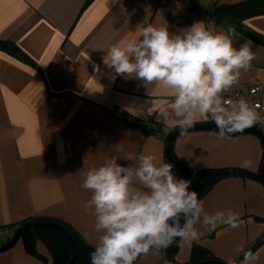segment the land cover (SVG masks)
<instances>
[{"label": "crops", "instance_id": "0c3cea01", "mask_svg": "<svg viewBox=\"0 0 264 264\" xmlns=\"http://www.w3.org/2000/svg\"><path fill=\"white\" fill-rule=\"evenodd\" d=\"M246 1L0 0V247L19 225L34 219L63 223L94 246L99 234L94 217L83 208L91 195L81 188L84 174L112 156L126 164L139 154L168 162L171 133L143 127L147 122L160 131L152 116L137 115L146 101L158 105L164 97L153 91L154 85L113 79L103 64L104 52L131 38L142 23L178 33L204 21L210 31L225 30L214 22L213 8ZM241 24L260 41L236 30L234 45L250 40L255 53L251 67L233 87L246 90L264 82V15ZM202 124L203 119L196 125ZM263 148L255 133L218 140L214 130L188 131L172 143V153L191 172L241 169L259 177ZM245 160L250 167L241 166ZM173 172L184 178L174 166ZM254 174L225 178L208 189L206 211L231 208L240 214L239 226L205 231L191 246L177 243L176 263L200 262L193 255L195 246L198 255L207 251L225 263L236 246L243 245L257 254L254 264H264V186ZM35 250L30 254L18 240L0 252V264H53L41 241ZM135 264L170 263L160 250Z\"/></svg>", "mask_w": 264, "mask_h": 264}, {"label": "clouds", "instance_id": "9594fccd", "mask_svg": "<svg viewBox=\"0 0 264 264\" xmlns=\"http://www.w3.org/2000/svg\"><path fill=\"white\" fill-rule=\"evenodd\" d=\"M237 35L231 24L213 32L198 21L175 33L142 23L131 38L104 52L103 64L113 79L120 76L154 85L153 91L164 98L158 105L146 101L137 117L152 116L164 135L177 129L184 135L203 119L215 125L218 140H226L264 123V114L245 97L225 95L255 59L250 40L234 45ZM250 165L248 160L241 164ZM190 185V180L177 177L171 163L154 154H139L128 164L112 156L90 168L81 184L91 194L83 208L94 217L99 234L90 264H135L174 243L191 246L205 231L239 226L238 212L226 208L209 213L205 200ZM234 251L225 264H254L258 259L243 245Z\"/></svg>", "mask_w": 264, "mask_h": 264}, {"label": "trees", "instance_id": "16d2710c", "mask_svg": "<svg viewBox=\"0 0 264 264\" xmlns=\"http://www.w3.org/2000/svg\"><path fill=\"white\" fill-rule=\"evenodd\" d=\"M263 15H264V0H248L246 2H240L238 4H233V5L218 4L213 8L212 11L213 20L216 24L224 27H227L229 24L234 25L236 30L255 40H258L257 35L255 33H247V32L245 33L243 31L241 23L250 18L263 16ZM128 122L129 121H127V123ZM129 123L132 124L131 122ZM143 127L149 130L150 126L148 125L147 122L146 123L143 122ZM152 130L155 133L156 132L162 133L159 130H155V129ZM171 156L175 160H177L174 153H172V147H171ZM178 170L184 176L182 171L180 169ZM250 174H254V173H250L246 170H241V169H221V170L207 169L204 171H200L198 173L191 172L192 190L196 191L199 194L200 198H204L208 192V189L214 186L217 182L233 176L245 177V176H249ZM253 176H255L257 180H260V177L257 173L254 174ZM38 220H44V219H38ZM34 222H35L34 220L23 222L21 225H19V227L27 224H32ZM60 225L63 226L71 234L78 247L80 255L74 264H90V252L93 250L94 246L89 245L80 238H78L71 231V229H69L65 224L63 225L60 224ZM9 240L10 238L7 241ZM19 240H22V242L26 246L27 251L30 254H36V250H35L36 244L38 241H41L48 248L52 256L53 264H68L70 260L71 249L69 243L60 231L47 227L26 228L21 234ZM259 244L261 243H258V246ZM176 248H177V243H175L170 249V254L172 258ZM197 251H198V246H195L193 249V255L194 257L199 256V261H215V260L222 261L217 257H215L214 255L208 253L207 251H203L199 255ZM211 264H218V263H211Z\"/></svg>", "mask_w": 264, "mask_h": 264}, {"label": "water", "instance_id": "95a60500", "mask_svg": "<svg viewBox=\"0 0 264 264\" xmlns=\"http://www.w3.org/2000/svg\"><path fill=\"white\" fill-rule=\"evenodd\" d=\"M214 129H215L214 124H202V125H195L192 129H189V131H193V130H214ZM243 133H255V134L259 135L262 139L263 146H264V137L260 133V131L257 130L256 128H254V127L248 128ZM179 134L180 133H179L178 129L169 134L167 141H166V143H167L166 144V155H167L166 157H167V161L169 163H171L173 166L180 169L182 171V173L184 174L185 178L191 181L190 190H192V180H191L192 177H191V172H190L189 168L184 163H182L181 161L175 160L171 156L172 143H173L174 139ZM239 134H242V133H237L234 135H239ZM260 180H261L262 185L264 186V148H263V162H262V167L260 170ZM37 227H47V228H51V229L60 231L64 235L66 240L68 241L70 249H71V257H70L68 264H74L76 262V260L79 258L80 254H79V250H78V247L76 245L75 240L73 239L71 234L63 226H61L60 224H58L54 221H37V222H34L32 224H27V225L19 227L15 231V233L11 237V239L7 243H5L3 246L0 247V252H5V251L9 250L11 247H13L18 242L21 234L23 233V231L26 228H37ZM174 244L170 245L164 251L165 257L170 264H178L174 261V259L171 257V254H170V249ZM211 263L225 264L224 262L218 261V260L200 261V262H193V263H188V264H211Z\"/></svg>", "mask_w": 264, "mask_h": 264}, {"label": "built area", "instance_id": "2783aa9c", "mask_svg": "<svg viewBox=\"0 0 264 264\" xmlns=\"http://www.w3.org/2000/svg\"><path fill=\"white\" fill-rule=\"evenodd\" d=\"M229 99H236L241 96L245 97L248 102L256 107V110L261 114H264V82L253 84L249 86L246 90L241 88H233L229 93L225 94ZM205 124H213L210 120H205ZM264 137V123H258L253 126ZM149 129H154V127H149ZM264 239V238H263ZM165 251V249H161Z\"/></svg>", "mask_w": 264, "mask_h": 264}, {"label": "rangeland", "instance_id": "374dc122", "mask_svg": "<svg viewBox=\"0 0 264 264\" xmlns=\"http://www.w3.org/2000/svg\"><path fill=\"white\" fill-rule=\"evenodd\" d=\"M36 220H38V219H34V221L35 222H37ZM38 221H41V220H38ZM60 224H62L63 225V223H60ZM19 228V226L16 228V229H18ZM15 233V232H14ZM14 235V234H13ZM11 239V238H10Z\"/></svg>", "mask_w": 264, "mask_h": 264}]
</instances>
